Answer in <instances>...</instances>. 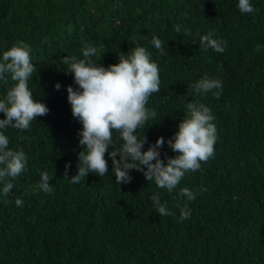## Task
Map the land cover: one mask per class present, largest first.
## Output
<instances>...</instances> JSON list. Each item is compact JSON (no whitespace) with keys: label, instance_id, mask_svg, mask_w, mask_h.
Wrapping results in <instances>:
<instances>
[{"label":"trees","instance_id":"16d2710c","mask_svg":"<svg viewBox=\"0 0 264 264\" xmlns=\"http://www.w3.org/2000/svg\"><path fill=\"white\" fill-rule=\"evenodd\" d=\"M250 3L258 11L241 13L238 0H0V61L18 41L27 43L38 70L28 86L49 109L28 130L0 129L9 148L27 157L8 196L0 183V264H264V0ZM210 32L223 42L222 53L201 46L200 37ZM153 36L164 54L151 44ZM86 45L97 48L104 67L135 46L158 65L160 91L146 105L157 117L137 130L147 138L142 151L164 137L160 158L174 157L167 140L187 103L210 108L214 157L186 173L172 193L137 170L129 172V183L116 184L107 154L104 177L89 173L70 182L78 172L82 125L66 91L78 86L61 61L83 58ZM205 76L220 80L222 89L190 92ZM5 77L0 99L15 84ZM45 171L53 176L48 195L35 188ZM184 187L195 200L179 196ZM157 193L174 215H158L150 199ZM185 204L191 215L181 220Z\"/></svg>","mask_w":264,"mask_h":264},{"label":"clouds","instance_id":"9594fccd","mask_svg":"<svg viewBox=\"0 0 264 264\" xmlns=\"http://www.w3.org/2000/svg\"><path fill=\"white\" fill-rule=\"evenodd\" d=\"M237 7L246 14L258 11L250 0H238ZM173 27L177 33L182 31L180 25ZM183 32L185 35L191 34L188 29H183ZM213 36L211 32L201 36V46L205 50L211 48L222 53L223 42ZM151 44L164 54L163 42L158 37L153 36ZM30 53L31 48L24 41H18L3 53L0 80H5V74H10L15 84L0 99V113L5 116L0 119V129L11 126L28 130L36 117L49 112L44 103L34 100L28 86V81L38 71L31 62ZM82 56L66 55L61 61L78 86V89H74L69 85L66 91L72 115L82 125L79 132L82 150L78 153V172L69 179L71 183H80L89 173L104 177L109 172L108 160L105 158L107 154L112 161L111 172L115 175L116 184L129 183V172L137 170L143 173L148 182L154 181L158 188L172 193L186 173L200 170L202 162L206 163L214 157L217 139V129L213 123L215 118L209 107L193 101L187 103V112L178 124V130L167 140L168 147L177 155L166 157V162L160 158L164 137H159L155 144L142 151L147 138L145 133L142 137L138 136L137 130L157 117L156 111L146 105L149 97L160 91L161 83L159 67L145 47L135 46L127 53L120 52L118 63L107 67L98 63L102 56L97 54L94 46L86 45L82 49ZM54 87L59 90L60 84ZM214 89H222V82L207 76L190 85V92L197 95ZM220 94V91L214 92L216 98ZM114 133L118 134L115 140ZM109 146L112 147L111 151ZM26 164L24 151L10 149L9 138L0 131V183L3 184L4 196H8L14 188L13 181L25 170ZM65 168L67 177L70 164H66ZM52 179L53 176L48 172H42L35 188L45 195L51 194L53 189L49 182ZM179 196L187 197L188 201L196 199V193L187 187L180 189ZM150 199L158 215H174L166 204L161 203L158 193ZM15 203L17 207L23 206L22 199L18 197ZM190 215L191 210L185 204L180 210V219H188Z\"/></svg>","mask_w":264,"mask_h":264}]
</instances>
